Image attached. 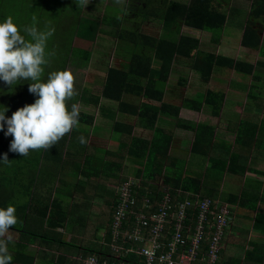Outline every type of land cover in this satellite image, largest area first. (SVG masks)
<instances>
[{
	"label": "trees",
	"instance_id": "1",
	"mask_svg": "<svg viewBox=\"0 0 264 264\" xmlns=\"http://www.w3.org/2000/svg\"><path fill=\"white\" fill-rule=\"evenodd\" d=\"M252 1L254 4L259 0ZM260 1V7H251L249 13L251 19L245 25L241 44L246 47L258 48L261 43L260 25L253 21L255 17L264 16V5H262L264 0ZM126 3V8L135 12L133 17L128 16L126 18L125 15H111L107 12H100L92 17L84 14V7H78L76 0H0V23H3L8 16L13 17V22L21 29V34H24L23 28L25 26L32 25L33 17L36 18V26L39 30H46L47 27L54 28L53 38L48 40L46 51L51 53L50 58H58L56 66L60 71L66 70L69 58L73 53L76 37L92 42L98 37H110L121 43H129L133 48L123 55L128 61L127 67H119L106 62L107 72L100 91L90 92L86 89L82 94H89L85 97L83 95L84 101L88 104L98 106L99 100L106 98L118 103L117 110L119 112L135 116L134 123L115 121L113 124L114 136L120 140L119 151L110 152L112 157L101 158V161L96 164L92 163L93 161L89 158L85 165H82L83 159L80 154L71 150V141L75 138V134L81 136L79 124L82 126L91 125L94 122V113L81 110L78 126L76 125L53 147L34 152L36 156L32 157L34 160L31 162L27 156L9 150L13 137L5 135L7 131L5 124L4 130L0 131V159H3V156L7 154L9 161L7 163L0 162V166H13L12 157L19 155L18 158L21 161L17 165L16 175L21 174L22 176L17 178L25 177L32 185L36 182L40 170L47 173L43 167L50 160L53 161L54 165L57 163L61 165L62 163V166L67 169L66 171L77 167L78 170H76L82 177H90L99 172L102 174L100 177L105 180L115 176V179L121 184L128 180V175L131 174L127 171L126 163L129 159H134L137 163L135 177L140 179L138 186L135 187L137 201H141L144 195H148L152 202L157 203L165 188H168L172 192L171 194L178 199H183L186 195L193 199L195 194L200 197L209 196L215 199L214 187L210 185L208 189L207 180L183 177L182 167L178 175L164 173L166 166H172L176 169L180 167V163H175L169 158L173 138L172 132L163 129L157 122L161 115L178 118L181 106L200 111L204 105H207L210 108L209 116L218 119L226 99V90L209 86L206 91H200L197 94L200 97L199 100L194 97H185L182 99V104L177 105L164 100L167 94L165 88L159 85L169 80L173 68L181 62H185L187 67L198 72L200 80L207 83L210 82L214 71L219 68L235 70L245 76H253L257 71L259 73L264 72V56L263 59L260 57L256 62H252L214 51H202L199 49L201 40L198 37L181 32L184 25L200 30L223 26L227 22L229 13L215 5V0H188L187 2L180 0H129ZM138 20H148V22L160 24V33L157 35L145 32L138 27L123 26L125 21ZM83 60L88 61L90 57ZM260 78L261 84H250L247 100L251 106L264 108V91L258 90L261 86L264 89V76L262 75ZM186 80L187 78L183 75L179 77L178 82L185 84ZM27 84L29 85L28 81H21L15 86H9L0 80V98L9 103L5 107L8 109L5 113L7 118H10L13 112L23 107L20 94L22 93L23 96L27 94L24 89ZM129 96L136 98L137 101L128 99ZM30 101L31 98L29 104ZM3 107L0 102V109ZM209 116L205 115L199 122L188 126L195 131L191 152L208 156L217 144V138H215L217 121H214L215 118L208 121ZM235 127V140L225 142L224 151L218 153L215 158L213 155L212 161L210 160L211 167L206 168L205 178L207 174L211 175L213 170L219 174L227 172L235 176H244L246 172H250L252 171L251 168H254L258 158L255 151H264V118L261 120L242 119ZM136 128L151 129L152 137L148 138L136 133ZM86 146L87 148L90 147L89 145ZM78 147L80 148L81 145ZM86 168L89 169L86 170ZM259 174L264 175V171ZM158 175L163 176L164 185L168 187L158 188V186L150 184V181ZM83 184L81 185L83 186ZM32 185L31 189L33 188ZM98 186L101 188L102 184L98 183ZM202 187L206 188L204 192H202ZM31 189L27 192L29 195L24 196L25 201H11L15 195L8 191L9 187L4 182H0V207L14 206L16 208L15 215L18 218L17 225L11 231L18 232L20 240L18 242L11 240L8 244L9 253L13 257L11 264H34L37 253L29 244L37 239L49 238L48 233L28 228L30 224L28 221L32 219L30 214L33 212L31 208L34 203ZM240 196L242 198L239 199V202L242 206L255 209V215L252 218L253 228L264 234V210H256L259 202L264 203V184L261 189L243 187ZM240 196L238 194L231 195L227 201L235 203ZM115 200L112 216L110 218L105 216L108 221V228L104 236L105 242L99 248L78 246V248H82L81 252L84 253L81 255L82 257L98 254L110 259H124L129 263L133 260L143 259V257L139 258L132 253L118 257L110 247L113 241L111 222L117 198ZM60 203L55 202V198H53L44 205L43 219L48 228L55 229L58 226H65L67 223L76 224L78 222L77 217H74L75 220H70V217L73 216L69 215L65 209L62 210L63 215L61 214V217L55 214L54 210L61 209ZM191 216L194 218L193 214ZM103 219L101 218V222ZM74 239L75 235H73L70 243ZM62 243H68V241ZM250 245H252L250 249H243L242 255L256 264H264V243L251 241ZM222 253L221 251L220 256ZM75 264H81V260L80 263L78 261Z\"/></svg>",
	"mask_w": 264,
	"mask_h": 264
},
{
	"label": "crops",
	"instance_id": "2",
	"mask_svg": "<svg viewBox=\"0 0 264 264\" xmlns=\"http://www.w3.org/2000/svg\"><path fill=\"white\" fill-rule=\"evenodd\" d=\"M180 1L187 2L188 0H180ZM214 4L220 6L224 10H227V12L229 13V17L227 19V22L223 26H219V28L223 29L221 36L219 34L218 37H215L213 33L210 36L211 39L213 41H216V43H218V45H219L218 49L215 50L214 52L225 54V53L221 52V46L223 45V46H225L226 49L235 48L237 51L236 52L237 54H236V57L235 56L234 57L238 58V59H242V58H239L241 54L247 55L249 53L253 54L254 56L255 55L259 56L256 59V61L260 58L261 52L263 53V56H264V52H263V50H264V16L263 15L260 16L259 18L255 17L253 19V21L255 23H258L260 25V30H261V32H260V37H261L260 46L258 48H251V47H246V46L241 44V39H242V35H243L244 29H245L246 22L249 19H251L249 16L250 9H251V7L252 8L260 7L261 1L259 0L258 2H255L253 4L252 0H215ZM262 5H264V2L262 3ZM183 27H189V26L184 25ZM229 27H231V31H228ZM194 29H196V28H194ZM198 30H199V32L203 31L200 29H198ZM181 32L186 34L185 32H183V29L181 30ZM192 36H194V35H192ZM195 37H198L201 40L202 35L200 34V36H195ZM225 55H228V54H225ZM229 56H231V55H229ZM243 60H246V59H243ZM122 61L125 63L128 62L124 57H122ZM246 61L256 62L254 60H246ZM110 63L121 67L120 65H118L116 63H113V62H110ZM178 67L180 69H182V70H179L180 73L182 71H185V69H186V70L192 71L191 72L192 75L193 74L196 75L195 70L187 67L185 62H181L178 65ZM230 73L234 74V76H232V78L230 79L229 84H231V86H229L228 90H226V99L224 102V106H223L222 112L220 114V117L218 118V121H217V129H216V133H215V138H217V140H216L217 144H215V146L212 148V150L208 156L191 152V147H192L194 137H195V131L188 128V126H192L194 123L199 122L205 115H209L210 108L208 106L204 105L200 111L190 109V108H187L185 106H181V110H180V114H179L177 122L172 121L171 119H168V118H172V117H167V116H163V115H161L158 119L157 123L160 126L163 125L162 128L166 127V125H168V124H170L172 127H174V124L172 123V122H174L176 125H178V127L180 129L185 130V131H183V133H186V132L191 133L188 136L180 137L179 148H176V153L174 154L172 152V150H173V141L176 138V136L172 130L165 128V130H169L173 134V138H172V142H171V146H170V151H169V154H170L169 158H171L173 160V162L179 163L180 158L184 157L187 154H189L188 157L189 156L192 157V153H194L195 158H199L202 160V162L200 164L193 163V165H192V164H190V162H192L191 161L192 158L188 159V157H187L188 165L184 169L182 176L186 175V177H191L192 179L193 178L194 179L199 178L197 176V174L199 172L202 173L203 170L206 171L207 167H211V161H212L213 155H215L214 156V158H215L216 155H218V153H221L224 151V149H222V147L225 146V144H226L225 142H228V141L231 142V141L235 140V136H236V127L235 126L242 119L261 120L264 118V108H261L258 106L257 107L251 106L247 100V93H248V89L250 87V84L258 83L257 79H255V81H252L250 84H248L247 82H242L243 78L236 77V76H238L236 74L238 72H236L235 70H230ZM238 74H240V73H238ZM183 75L184 74H180L178 77L183 76ZM198 75H199V73H198ZM198 75H196V76L200 80ZM105 76H106V73H105ZM213 76H214V73H213L212 77ZM217 76L222 77L224 79L227 78V76L225 75L224 72L217 73ZM185 77L187 78L185 84H187V82H189L188 75H185ZM212 77H211V80H212ZM235 77H236V81H234ZM259 79H261V78H259ZM211 80L208 83L204 82L205 83L204 89L193 90V91H195V95L197 96V94L200 91L204 92L207 90V88L209 86H212ZM104 81H105V77H104ZM104 81H103V83H104ZM103 83H102V85H103ZM185 84H182V85H185ZM258 84H261V83H258ZM92 86H94V85L92 84ZM101 87L102 86H100V88L97 89L98 92L100 91ZM243 92H245L244 95L242 94ZM166 94H167L166 97L167 96L174 97V95L167 93V91H166ZM166 97L164 98V100L166 99ZM185 97H189V96H183L182 99ZM191 97H194V96H191ZM195 98H197V97H195ZM182 99H181L180 103L173 102V101H167V100H165V101L171 102V103H174L177 105H181ZM103 101H111V102L117 103L116 101L108 100L106 98H101L99 100L98 106L90 104L91 106L97 108V111L96 110L92 111L95 114L94 122L91 125H83L82 127H80V130H81L80 135L83 136L87 142L85 144H81L79 141V138L81 136L79 137L76 134H75V138H73V140L71 141V146H72L71 150L77 154H80L81 158L83 159L82 165H85L86 160H88L89 158H90V160L93 161L92 163L96 164L99 161H101L100 160L101 158H104L106 156H107V158L112 157L110 152L119 151V141L120 140L118 138H115V136H114L113 124L115 121H124V120L119 119L120 113H123V112H119L117 110V106H114L111 102H108V104H105V103H103ZM83 102H85V101L83 100ZM117 105H118V103H117ZM238 109H243V110L241 112L240 111L238 112L237 111ZM98 110H99V112H101V114L98 113ZM97 114L99 116L101 115L100 118H102L104 120H108L111 123V126L110 127L108 125L106 126L103 122L97 123V119H98ZM124 114H128V113H124ZM195 114H197V116L194 117ZM128 115H131V114H128ZM131 116H133V115H131ZM194 118H196V119H194ZM169 120H171L172 122L169 123ZM124 122H128V121H124ZM224 122H225V124H224ZM129 123H134V122H129ZM84 126H87V127L84 128ZM221 128H225L230 133V135L225 130L223 131L224 133H222V135L219 134V131L221 130ZM148 130H151V129H148ZM152 133H151V135H148L146 137L151 138ZM186 138H188L189 143L187 146H184V141ZM114 141H116V142L113 143ZM79 145H81L80 148L78 147ZM86 145H89L90 147L87 148ZM111 145H112V147H111ZM217 146H218V149L216 148ZM255 153L258 156L256 163H255V166H254V168H251L252 171L246 172L244 174V176H235V175L229 174L227 172L224 174H219L218 172L213 170V173H211L210 176L214 175L215 178H211L210 180H207L208 189L210 188V185L212 187H214L215 200L228 203L232 207V209H233L232 222L235 220V214H236L234 209H238V208H240V206H242L239 202V199L241 200V198H242L240 196L242 188L243 187H250V188L261 189L263 187L264 175L259 174V173L264 171V151L258 150V151H255ZM85 155H88V157L86 158ZM198 155H200L202 158H200ZM56 159L58 160L57 156H56ZM48 162H53V161L50 160ZM58 166H60L58 163L56 165L52 164V167L57 168ZM102 168H103V166H102ZM76 169L78 170L77 167H76ZM166 169L168 172L172 170V173H173V170H176L172 166H166L164 173H168V172H166ZM189 170H190V172H188ZM187 173H189V174L187 175ZM168 174H170V173H168ZM54 175H56V174H54ZM54 175L50 176L49 173H45L43 170H40V174L37 177L36 182L33 183V185H32V183H29V181H23L21 183L24 187L23 190L26 193L28 192L29 189H31V185L33 186V188L31 189V193L33 194V200H34L33 206L31 208V210L33 209V212L30 214L32 219H31V222H30L28 228L34 229V230H37L40 232L48 233V234H51L55 230V232H60L62 235L67 234V230H69L68 233H69L70 239H72L73 235H75V236H78L81 240H83V243L80 244V246L82 248L83 247L93 248L94 246L97 248L101 247L103 245V243L105 242L104 236H105L106 229L108 228L107 224H102L101 218L103 219V218H105V216L111 214L112 210L109 211V209H110V207L112 209L114 207V202L116 201L115 199L117 198L116 196H117V192H118V185L120 183L118 182L117 179H115V176L110 177V178H106L107 180H105L103 177H100L102 174L99 172H98V174L91 175L90 177H82L80 175H79V177L78 176L72 177L71 172H70L71 176L68 175V171L64 172V176L63 175L54 176ZM131 175L132 174L128 175V177H129L128 179H130L132 177ZM220 175H223V179L221 178ZM229 178L232 179L231 181H234L235 183H237V185H241L240 183L243 182L244 186L241 188L240 191L228 189V190H230V192L227 193L226 195H224V194L222 195V194H220V192L222 190L226 189L227 181L229 180ZM158 179H161V181L164 180L162 175H158L156 178L153 179V180H155V182L150 181V184L158 186V184H157L158 182L156 181ZM114 182H115V186L113 185ZM260 182H262V187L257 186V184ZM75 183L80 186V188L82 190L81 193H85L86 191H88V193L90 192L91 198L96 197V196L99 198L96 199L91 204L87 203L86 201H79V202L74 201L73 203H71L70 201H68V198H70L71 196L73 197L71 190H73L72 186ZM82 183H84L85 185L83 184V186H82L81 185ZM98 183L102 184L101 188H99V186L97 187ZM253 183H255V184H253ZM86 185L87 186L91 185V188H88ZM160 187H162V186H158V188H160ZM202 189L206 190V188H204V187H202ZM27 194L29 195V193H27ZM234 194H238V196H240L237 199L238 201H236L235 203L228 202L227 198L231 195H234ZM53 198H55V202L56 201L59 203L61 202L60 203L61 209L58 208V209L54 210L55 214L60 215V217H61L62 210L65 209V210H67L69 215L78 218V222L76 224L74 223V225H70V223H67L65 226H58L55 229L47 227L46 221L43 219V215L45 213L43 214L42 212L44 210V205L47 203V201H50ZM258 206H261L264 210V203L263 202H259ZM258 206L256 208L257 211H258ZM20 209H18V211H20ZM246 214H247V216H250L248 213H246ZM95 216L98 218L95 219V222H91V224H93L91 226L92 227L91 229L80 230V228H81L80 225H82L84 223V220H85V224H87V218L86 217H95ZM92 220H94V219H92ZM107 223H108V221H107ZM251 225H252L251 230H245L244 227L236 226V225H234V222L231 223L230 230H229L230 234L227 235L228 241L223 246V249H222L223 253L221 255L219 264H256L254 261L247 260L245 258V256L242 255L244 248L250 249L252 247V245H250L251 241L258 242V243H264V234H262L260 231L253 228V219H251ZM104 226H107V227L105 228ZM69 228H71V229H69ZM72 228H74V229L72 230ZM85 231H87V233H85V236H84L83 233ZM17 234H18V238L17 239L12 238V241L18 242L20 240V234L18 232H17ZM86 234H87V236H86ZM245 239H246V241H245ZM46 240H47L46 238H41V239H37L36 241H32L29 244L30 247H32L34 250H36V253H37L36 254L37 258H36L34 264L39 263V261L41 263H44V264L45 263L55 264L57 262L66 264L65 262L70 261L69 257L71 255H69V254H63L61 252H58L55 249H51L50 250L51 252H50L48 250L49 244L45 242ZM52 245L55 246L54 244H52ZM45 246H46V248H45ZM240 254H241V256H240ZM76 257L80 261V257H81L80 255L72 256L71 258L76 259Z\"/></svg>",
	"mask_w": 264,
	"mask_h": 264
},
{
	"label": "rangeland",
	"instance_id": "3",
	"mask_svg": "<svg viewBox=\"0 0 264 264\" xmlns=\"http://www.w3.org/2000/svg\"><path fill=\"white\" fill-rule=\"evenodd\" d=\"M129 0H89V3L86 7H84V14L86 15H90V16H96L98 15L100 12H107L111 15H119V16H123L125 15L126 18L129 17H133V14H135V12H131L130 9L126 8V2ZM135 17V15H134ZM137 20V18H136ZM124 27H138L141 30L148 32V33H152V34H159L161 31V25L156 23V22H148V20H138V21H125L123 24ZM183 32H185L186 34H190V35H194V36H200V34L202 35L201 38V45L199 47L200 50L202 51H215L218 49V43H216V41H213L211 39V34L213 33L215 37H218L219 34L221 36V33L223 32V29L219 28V26L217 27H213V28H209V29H205L202 32H199L198 29H194L192 27H183ZM213 31V32H212ZM228 31H231V27L228 28ZM236 32V31H235ZM236 34V33H235ZM58 36V35H57ZM223 36V35H222ZM53 37H51L50 39H52ZM49 39V40H50ZM73 53L71 55V57L69 58V62L67 64L66 70L72 72V74L74 75L75 78V82H74V88L76 91V95H74L70 100L66 101V105H68L69 107V111L71 110V105L72 104H77L81 110H85L88 112H92V111H97L96 107L91 106L90 104L88 105L87 103L83 102V95L82 92L89 90L90 92L93 90L94 92H98L97 89L100 88V86H102V83L104 81V77H105V73H106V62H113L116 63L118 65H120L121 67L126 68L127 67V63L122 61V57L123 55L130 51L133 47L127 43V42H119L118 40H114L111 39L110 37H98L95 41H90V40H84L81 38L76 37L74 40V46H73ZM84 51H81V50ZM221 52L231 55V56H235L236 57V49L235 48H229L226 49L225 46H221ZM264 52V50H263ZM90 60L88 61H84L83 59L86 60V58H89ZM259 56H254L253 54L249 53L247 55L245 54H241L239 58L242 59H246V60H254L256 61V59ZM260 57L263 59V53L261 52ZM58 58H50L49 57V63L48 65L45 66V72H44V76L43 79L46 81L47 76L49 73L54 72V71H60L59 69H57L56 63H57ZM180 69L178 66H175L171 72L169 81L165 82V83H160V87L162 86L163 88H165V91H167V93L174 95V97H169L167 96L165 100L167 101H173V102H181V99L183 96H194L197 97V99L199 100L200 97L195 95V91L196 89H204V82H202L201 80L198 79V77L196 75H198V72L195 71V74H191L192 71L190 70H186L182 71L181 73L179 72ZM219 72H224L225 75L227 76V78H222V77H218L217 73ZM180 74H184V75H188L189 78V82H187V84L182 85L178 83V79H179V75ZM238 76L236 77H241L242 82H247L248 84H250L252 81H255V79H257L258 83H261V80L259 79L262 75L264 76V72H256L255 75L253 76H245L243 74H238L236 73ZM199 76V75H198ZM232 76H234V74L230 73L229 69H225V68H219L218 70H216L214 72V76L212 77L211 83L212 86L215 87L216 89H225L228 90L229 86H231L230 83V79L232 78ZM236 77L234 78V81H236ZM263 79V78H262ZM29 82V81H28ZM30 83V82H29ZM94 86H92V84ZM229 84V85H228ZM228 85V86H227ZM28 87L29 85L27 84V86H25V93L27 94H20L21 97V101H22V106L24 107L25 105H29V100L31 98L30 104L34 103L35 100L38 98L35 95L31 94L28 91ZM263 87L261 86V88H258V90L260 91H264V89H262ZM23 89V90H24ZM22 90V91H23ZM243 95L245 94V92L242 93ZM89 94H85V96H88ZM128 99L130 100H134L137 101L136 98L134 97H128ZM0 102H1V106L3 105L4 108L8 106V102L6 101H2V99L0 98ZM108 102L111 101H103V103L108 104ZM114 106H117V103L115 102H111ZM207 106V105H206ZM243 109H238L237 111L241 112ZM94 113V112H92ZM98 113L101 114V112ZM98 116L97 119V123H104L106 126L108 125L109 127L111 126V123L108 120H104L101 117V115ZM197 116V114L194 115V117ZM207 117L209 115H206ZM212 116H209L210 120H213ZM119 119L124 120V121H128V122H135V117L128 115V114H124V113H120L119 115ZM171 119L172 121H176L178 120V118H168ZM196 119V118H194ZM169 120V123H171L172 121ZM165 121V120H164ZM168 121V120H167ZM214 121H218V119L215 118ZM174 124V127H172L170 124L166 125V127H163L164 129H169L172 130L176 136V138L173 141V150L172 152L175 154L176 153V148H179V140L180 137L183 136H188L191 133L190 132H186L183 133V131H185L184 129H180L178 127V125H176L174 122H172ZM225 124V122H224ZM78 126V125H77ZM79 126L81 127L82 125L79 124ZM163 125H161L162 127ZM87 126H84V128ZM174 128V129H173ZM175 130V131H174ZM227 131L225 128H221V130L219 131V134L222 135V133H224L223 131ZM228 132V131H227ZM136 133L144 135V136H148L151 135L152 131L148 130V129H144V128H137ZM229 133V132H228ZM230 135V133H229ZM116 141H114L113 143H115ZM189 143L188 138L185 139L184 141V146H187ZM115 145V144H114ZM112 147V145H111ZM218 149V146L216 147ZM222 149H224L222 147ZM38 150H30L29 154L27 155V158L29 160V162L33 161L34 159H32V157L36 156V154L34 152H36ZM90 152V151H89ZM33 153V154H31ZM172 154V153H171ZM18 155V154H17ZM189 154L185 155L184 157L180 158V167L176 168V171L173 170V173L175 175H178L179 172L183 169L187 167L188 165V161H187V157ZM200 158H202L200 155H198ZM18 156H13V166L8 167V166H0V182H4V184L6 186L9 187V192H12V195H15L14 198L11 201H25L24 196L27 194L23 189V185L21 184L22 181H27V178L23 177L22 179L17 178L19 176H22L21 174H19L18 176L16 175V170H17V165L20 164V158H18ZM85 157L87 158L88 155H85ZM204 157V156H203ZM192 158V162H190V164L193 165V163L195 164H200L202 162L201 159L199 158H195L194 153H192V157H188V159ZM52 162H46L44 164V170L49 173L50 176L54 175H63L64 176V172L67 170L65 167L62 166V163L60 166H58L57 168L52 167ZM136 160H132L129 159V161L126 163V166L128 167L127 171L131 172V178L130 179H134L137 183L140 181V179H138L137 177H135V172L137 170V165H136ZM182 167V169H181ZM89 168H86V170H88ZM71 171V175L72 177H79L80 173L74 168V169H70ZM70 171H68V175H70ZM166 172L167 169H166ZM190 172V170L188 171ZM205 172L206 171H202L199 172L197 174V176L199 177V179H205V180H210L211 178H215L214 175L210 176L209 174H207V177L205 178ZM212 172V171H211ZM20 173V172H19ZM168 173H170V175H174L172 173V170L169 171ZM213 173V172H212ZM25 175V174H23ZM82 176V175H80ZM221 178L223 179V175H220ZM183 177H186V175H184ZM232 179L229 178V180L227 181V185H226V189L222 190L220 192V194H224L226 195L227 193L230 192V190H235V191H240L241 188L244 186L243 182L240 183L241 185H237V183H235L234 181H231ZM158 186H166L164 185V182L161 181V179L156 180ZM151 182H155V180H151ZM255 184V183H253ZM115 186V182L113 184ZM87 186V185H86ZM258 187H262V182L257 184ZM73 190L72 191V195L70 198H68V201H70L71 203H73L74 201L79 202V201H86L87 203L91 204L93 203L96 199H98L99 197H93L91 198L90 192L88 193V191H86L85 193H81V188L79 185H77L76 183L73 184ZM88 188H91V185L87 186ZM93 190V189H92ZM202 192H204V190L202 189ZM88 193V194H87ZM92 194V193H91ZM262 205V204H261ZM263 209L261 206H258V210ZM112 210V211H111ZM109 211H111L110 215H107L106 217L110 218L112 216L113 213V209L110 207ZM235 211V220L234 225L236 226H242L244 227L245 230H251L252 229V225H251V219L254 217L255 215V209L250 208V207H244V206H240V208L238 209H234ZM248 213L250 216H247ZM85 218V217H84ZM87 218V224H85V220L84 223L81 226L80 230L82 229H91L92 225L91 222H95V219H97L98 217H86ZM74 217H70V220H73ZM94 219V220H92ZM75 220V219H74ZM107 219L104 218L102 223L103 224H107ZM29 223L31 222L30 220L28 221ZM232 222V223H233ZM70 225H74L73 223H71ZM19 226V225H18ZM22 227V225L20 226V228ZM72 227V226H71ZM71 229V228H69ZM74 228H72L73 230ZM69 230H67V234L62 235L60 232H52L51 236L49 235V238H47V240L45 241L46 243L49 244V251L51 249H55L58 252H61L63 254H69L71 255L70 261L66 262V264H75L77 263L79 260H73L71 257L72 256H76V255H84L83 252H81V248H78V246H80L81 243H83V240H81L78 236H75V239L72 243L70 236H69ZM85 233H87V231H85L83 233V235L85 236ZM230 233L228 232V235ZM9 236H11L14 239L18 238V234L15 231H11L8 233ZM57 236V237H56ZM69 236V237H68ZM87 236V234H86ZM51 237L53 238L51 240ZM68 243H62V242H67ZM228 241L227 237L226 240L224 242L225 243ZM44 242V243H45ZM52 244H54L55 246H53ZM95 245V244H94ZM93 245V246H94ZM46 248V246H45ZM51 252V251H50ZM80 263V261H79ZM37 264H44L41 263L39 261V263ZM45 264H49V263H45ZM55 264H61V263H55Z\"/></svg>",
	"mask_w": 264,
	"mask_h": 264
},
{
	"label": "built area",
	"instance_id": "4",
	"mask_svg": "<svg viewBox=\"0 0 264 264\" xmlns=\"http://www.w3.org/2000/svg\"><path fill=\"white\" fill-rule=\"evenodd\" d=\"M136 186L138 183L134 179L123 181L118 186L110 247L118 257L132 253L143 259L129 260V263L124 259L91 254L81 256V264L219 262L233 219V209L228 203L198 194L193 199L187 195L178 199L168 188L157 203L152 202L148 195L137 201Z\"/></svg>",
	"mask_w": 264,
	"mask_h": 264
},
{
	"label": "clouds",
	"instance_id": "5",
	"mask_svg": "<svg viewBox=\"0 0 264 264\" xmlns=\"http://www.w3.org/2000/svg\"><path fill=\"white\" fill-rule=\"evenodd\" d=\"M89 0H76L78 7H86ZM54 28L39 30L36 18L30 26L21 29L8 16L0 23V80L6 85L15 86L21 81H29L28 91L38 97L34 103L25 105L5 116L7 108L0 109V131L7 125L6 136H12L10 151L27 156L30 150L49 149L61 138L70 133L79 122L80 107L71 105L69 111L66 101L76 91L75 78L68 70L54 71L43 79L45 66L51 53L47 52V42L54 34ZM81 144L86 139L79 138ZM9 161L7 154L0 162ZM16 208L8 205L0 207V264H11L12 255L8 244L12 237L10 230L18 223Z\"/></svg>",
	"mask_w": 264,
	"mask_h": 264
}]
</instances>
